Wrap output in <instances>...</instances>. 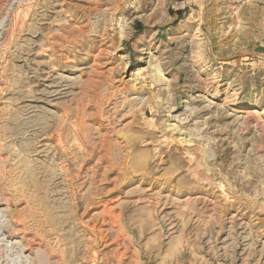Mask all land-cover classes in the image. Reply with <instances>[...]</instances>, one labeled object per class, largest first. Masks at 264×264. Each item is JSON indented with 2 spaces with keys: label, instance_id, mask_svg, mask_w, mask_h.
I'll return each mask as SVG.
<instances>
[{
  "label": "rangeland",
  "instance_id": "obj_1",
  "mask_svg": "<svg viewBox=\"0 0 264 264\" xmlns=\"http://www.w3.org/2000/svg\"><path fill=\"white\" fill-rule=\"evenodd\" d=\"M0 264H264V0H0Z\"/></svg>",
  "mask_w": 264,
  "mask_h": 264
}]
</instances>
